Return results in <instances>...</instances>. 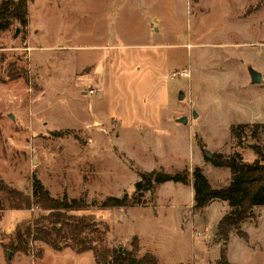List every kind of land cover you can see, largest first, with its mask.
I'll return each mask as SVG.
<instances>
[{
    "label": "rangeland",
    "instance_id": "1",
    "mask_svg": "<svg viewBox=\"0 0 264 264\" xmlns=\"http://www.w3.org/2000/svg\"><path fill=\"white\" fill-rule=\"evenodd\" d=\"M252 145L264 147V0H32L25 25L0 31V185L31 196L36 178L52 197H84L73 214L110 248L138 244L159 264H264V206L222 241L226 203L194 210L191 184L142 190V174L195 166L226 186L229 169L206 158L251 163ZM124 194L138 204L100 208ZM37 213L0 212V264H95L30 239L10 249Z\"/></svg>",
    "mask_w": 264,
    "mask_h": 264
},
{
    "label": "trees",
    "instance_id": "2",
    "mask_svg": "<svg viewBox=\"0 0 264 264\" xmlns=\"http://www.w3.org/2000/svg\"><path fill=\"white\" fill-rule=\"evenodd\" d=\"M29 1L32 0H17L12 9L0 4V31L8 27L10 19L16 18L25 25ZM13 74L9 70L6 78L19 76L17 73ZM251 150L256 156L251 163L243 162L237 153L229 157L213 154L212 158H206L215 167L229 169L230 176L226 186L214 188L202 169L195 166L191 172L182 169L171 173L152 171L142 174V181L145 183L142 190L148 191L167 182L191 184L194 210L207 207L213 200L225 202L229 212L218 222L216 236L227 241L231 230L239 233L241 224L253 217L254 207L264 206V147L254 146ZM136 204L138 203L133 197L124 194L121 197H106L100 208H125ZM86 207L84 197H52L36 178L32 179L31 196L0 185V212L5 209L38 211L35 216L29 217V220L15 228V244L11 242L8 245L12 250L25 251V239H30L42 242L55 251L64 248H70L76 253L90 251L95 264H159L157 258L150 253L138 256V244H131L129 251L105 245V232L99 230L89 216L73 214L85 210Z\"/></svg>",
    "mask_w": 264,
    "mask_h": 264
},
{
    "label": "water",
    "instance_id": "3",
    "mask_svg": "<svg viewBox=\"0 0 264 264\" xmlns=\"http://www.w3.org/2000/svg\"><path fill=\"white\" fill-rule=\"evenodd\" d=\"M15 34H17V30H16ZM248 75H249V78H250V82L252 84H260V82H261V73L255 71L253 69H250L248 71ZM177 98H178V100H182L183 99V93L180 92L178 94ZM192 118L193 119L197 118V114L195 112L192 113ZM176 122L181 123V124H186L187 118H185V117L179 118V119L176 120ZM253 147H254V145L251 146V148H253ZM205 153H206L207 157H211V154L209 152H205ZM134 187H135L136 190H141L142 189V182H137ZM7 257L9 258V253H7Z\"/></svg>",
    "mask_w": 264,
    "mask_h": 264
},
{
    "label": "crops",
    "instance_id": "4",
    "mask_svg": "<svg viewBox=\"0 0 264 264\" xmlns=\"http://www.w3.org/2000/svg\"><path fill=\"white\" fill-rule=\"evenodd\" d=\"M192 192H193V189H192ZM222 203H225V202H223V201H221Z\"/></svg>",
    "mask_w": 264,
    "mask_h": 264
}]
</instances>
